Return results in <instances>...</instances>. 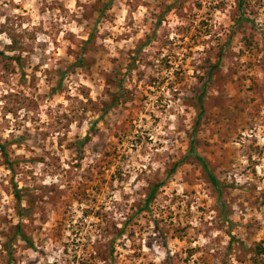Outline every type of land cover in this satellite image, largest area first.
<instances>
[{
    "label": "rangeland",
    "instance_id": "rangeland-1",
    "mask_svg": "<svg viewBox=\"0 0 264 264\" xmlns=\"http://www.w3.org/2000/svg\"><path fill=\"white\" fill-rule=\"evenodd\" d=\"M238 1L0 0V264H252L264 0Z\"/></svg>",
    "mask_w": 264,
    "mask_h": 264
},
{
    "label": "trees",
    "instance_id": "trees-1",
    "mask_svg": "<svg viewBox=\"0 0 264 264\" xmlns=\"http://www.w3.org/2000/svg\"><path fill=\"white\" fill-rule=\"evenodd\" d=\"M238 10H241V8H243V5H244V2L243 0H239L238 1ZM244 16H245V12H240L239 13V16H238V19H237V23H241L243 20H244ZM239 26V25H238ZM81 60V59H79ZM79 66H83L81 63H79ZM199 108L202 107V104H201V97H199ZM196 126L198 125V120L196 121ZM195 129V128H194ZM0 152L1 154L3 155V157H5V160H4V166L5 168L10 171L11 173L14 172V163L12 161H10L8 159V156L5 152V147L3 144L0 143ZM187 160V156L183 157L180 161L176 162L171 171L170 172H174L175 169L177 168V166H179L180 164L182 163H185ZM199 162L201 163L202 167H203V170L208 174V178L209 180L214 183L215 182V179L210 175L209 171H208V168L206 166V163H204V161L202 159H200L198 157ZM158 186H154L150 189L149 191V194H148V198H151L154 193L156 192ZM12 194L13 196L15 197L16 199V205H17V215L19 217H22L23 216V213H25V210L24 207H22L21 205V195H20V190L17 188V186L14 184L13 185V189H12ZM16 233L17 235H19L23 241H25L27 243L28 246H32V241L23 233V231L21 230V228L19 227V225L16 226ZM249 250V254L251 255L250 257V260H251V263L252 264H261V263H264V241L263 242H255L253 244V246L248 249ZM113 248H110L108 252L105 253V251H102V252H99L97 251L96 252V255L98 256L97 258L100 259V261H102L103 263H106L108 262V260H110L109 258H111L113 255Z\"/></svg>",
    "mask_w": 264,
    "mask_h": 264
}]
</instances>
